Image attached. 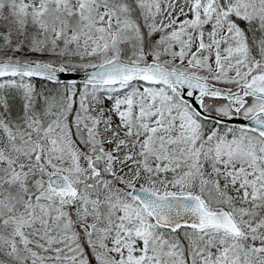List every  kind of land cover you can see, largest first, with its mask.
<instances>
[{"label": "snow or ice", "instance_id": "snow-or-ice-1", "mask_svg": "<svg viewBox=\"0 0 264 264\" xmlns=\"http://www.w3.org/2000/svg\"><path fill=\"white\" fill-rule=\"evenodd\" d=\"M0 264H264V0H0Z\"/></svg>", "mask_w": 264, "mask_h": 264}]
</instances>
